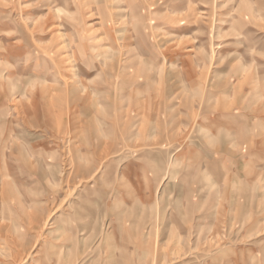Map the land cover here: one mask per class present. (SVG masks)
Segmentation results:
<instances>
[{"label":"rangeland","instance_id":"1","mask_svg":"<svg viewBox=\"0 0 264 264\" xmlns=\"http://www.w3.org/2000/svg\"><path fill=\"white\" fill-rule=\"evenodd\" d=\"M0 264H264V0H0Z\"/></svg>","mask_w":264,"mask_h":264},{"label":"crops","instance_id":"2","mask_svg":"<svg viewBox=\"0 0 264 264\" xmlns=\"http://www.w3.org/2000/svg\"><path fill=\"white\" fill-rule=\"evenodd\" d=\"M122 10H126V9H122ZM5 58V57H4ZM82 60H83V62H82V64H83V66L84 67H87V69L86 70H81V72H82V74L83 75H85V76H88V75H90V73H91V70H92V68H94V66H91L90 65V60L85 56V57H82L81 58ZM126 69V68H125ZM124 72L125 70L124 69H119V71H118V76L117 77H115V78H117V79H119V75L121 74V72ZM131 72V71H130ZM127 74H128V71L126 72ZM126 73H125V75H126ZM128 77H131V76H128ZM78 82H79V80H78ZM119 83V82H118ZM119 85V84H118ZM121 85V86H120ZM118 87H117V94H120V97L123 95L122 93H123V86H122V83L120 84ZM122 98H123V96H122ZM144 101V100H143ZM142 104H144L143 102H142ZM251 119H252V117H251ZM250 119V120H251ZM31 164V163H30ZM45 172V171H44Z\"/></svg>","mask_w":264,"mask_h":264},{"label":"bare ground","instance_id":"3","mask_svg":"<svg viewBox=\"0 0 264 264\" xmlns=\"http://www.w3.org/2000/svg\"><path fill=\"white\" fill-rule=\"evenodd\" d=\"M56 10H58V9H56ZM79 169V168H78ZM78 228H80V226L78 227ZM85 229V226L84 227H82V228H80L79 229V231H81V230H84ZM77 231H78V229H77ZM85 232H82V234L81 235H83Z\"/></svg>","mask_w":264,"mask_h":264}]
</instances>
